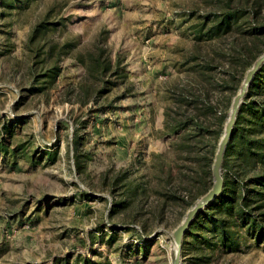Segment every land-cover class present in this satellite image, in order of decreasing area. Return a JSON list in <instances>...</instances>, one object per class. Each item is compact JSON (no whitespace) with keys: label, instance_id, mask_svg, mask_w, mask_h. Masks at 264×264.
I'll return each instance as SVG.
<instances>
[{"label":"rangeland","instance_id":"1","mask_svg":"<svg viewBox=\"0 0 264 264\" xmlns=\"http://www.w3.org/2000/svg\"><path fill=\"white\" fill-rule=\"evenodd\" d=\"M227 11L242 17L213 36ZM261 51L264 0H0V264H170ZM78 54L118 62L125 78L113 66L102 83ZM249 102L264 108V85ZM253 124L247 114L241 129ZM209 264H264V241Z\"/></svg>","mask_w":264,"mask_h":264},{"label":"trees","instance_id":"2","mask_svg":"<svg viewBox=\"0 0 264 264\" xmlns=\"http://www.w3.org/2000/svg\"><path fill=\"white\" fill-rule=\"evenodd\" d=\"M241 14L227 11L217 16L216 24L209 30L213 36L220 32L228 31L232 22L237 21ZM40 29H48L45 23L37 26L35 33ZM69 45V44H68ZM259 52L254 60L262 53ZM77 62L86 70H96L100 73L99 81L105 83L104 75L111 72L120 80L125 78L118 62L112 65L102 54L94 57L90 54H78ZM58 75L56 67L38 76V79L49 77L54 80ZM264 63L254 75L248 88L244 102L241 104L235 125L226 150L222 164L223 190L211 204L199 212L190 224L183 240L182 253H194L190 264H209L216 257L229 252L240 251L248 241H264V174L252 177H243L233 172L228 163L231 159L238 161V166L254 167L258 163L264 164V140L250 138V135L264 133V108L255 103H246L255 91L264 85ZM263 82V83H262ZM106 87L98 91H104ZM255 119L256 126L243 130L242 124L246 116ZM98 255L99 254H95ZM58 261H56L57 264ZM59 264H69L60 262ZM73 264H111L109 258L104 261L86 258L79 255Z\"/></svg>","mask_w":264,"mask_h":264},{"label":"water","instance_id":"3","mask_svg":"<svg viewBox=\"0 0 264 264\" xmlns=\"http://www.w3.org/2000/svg\"><path fill=\"white\" fill-rule=\"evenodd\" d=\"M264 63V51L256 58L250 68L246 71L241 85L232 99L229 114L224 125L223 133L219 139L212 163L213 182L211 187L186 211L181 223L174 229L171 235L169 250L170 264H181L182 240L195 216L217 198L223 190L222 164L224 152L231 137L236 122L240 105L245 98L248 88L256 72Z\"/></svg>","mask_w":264,"mask_h":264}]
</instances>
